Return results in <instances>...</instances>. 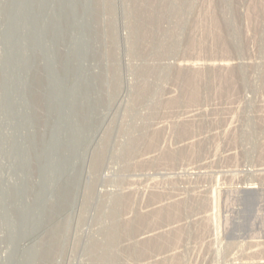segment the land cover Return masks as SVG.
Wrapping results in <instances>:
<instances>
[{
  "label": "rangeland",
  "instance_id": "rangeland-1",
  "mask_svg": "<svg viewBox=\"0 0 264 264\" xmlns=\"http://www.w3.org/2000/svg\"><path fill=\"white\" fill-rule=\"evenodd\" d=\"M110 1L0 0V264H264V0Z\"/></svg>",
  "mask_w": 264,
  "mask_h": 264
},
{
  "label": "bare ground",
  "instance_id": "bare-ground-1",
  "mask_svg": "<svg viewBox=\"0 0 264 264\" xmlns=\"http://www.w3.org/2000/svg\"><path fill=\"white\" fill-rule=\"evenodd\" d=\"M109 1V0H108ZM112 1V0H111ZM111 1H110V3H111ZM135 1V4H134V6H135V11H137V13H136V15L134 14V17H135V19H136V21H138L139 22V24L140 25H144L145 23L147 24L146 26L148 27V30H149V32L154 28V26H159V24H160V22H161V18L163 17V15H162V12H165V11H167L168 12V16H166V17H170V18H181V15H182V12H183V10H185V8L186 7H191L193 4H194V0H170V3L168 2V3H166V0H134ZM222 2H223V0H221ZM225 1H227V0H225ZM221 2V3H222ZM110 3H109V5H110ZM123 3H124V5H123ZM123 3H122V5L124 6V11H125V13H126V10H130V9H132L131 8V5H130V3H131V0H123ZM223 3H225V2H223ZM114 5V4H113ZM195 5V4H194ZM104 7V10L105 11H108L109 9H108V5H107V0H104V5H103ZM113 7V6H112ZM115 7V6H114ZM113 7V8H114ZM193 7H195V6H193ZM232 8V7H231ZM140 9H142V11L145 13H143L142 11L140 12ZM191 9H192V7H191ZM133 10V11H134ZM232 10V9H231ZM233 10H234V8H233ZM232 10V11H233ZM105 11H103V12H105ZM195 11V10H194ZM198 11V10H197ZM110 12V11H109ZM185 12V11H184ZM183 12V13H184ZM106 13V12H105ZM111 13H114V12H111ZM134 13V12H133ZM132 13V14H133ZM193 13V12H192ZM196 13V12H195ZM109 14V13H108ZM107 14V15H108ZM127 14V13H126ZM129 14V13H128ZM160 14H161V16L162 17H160ZM203 14V13H202ZM225 14V13H224ZM110 15V14H109ZM105 16V19H104V22H105V20H106V15H104ZM226 16V15H225ZM112 17H113V15H112ZM128 18V17H127ZM226 18V17H225ZM182 19V18H181ZM184 19V18H183ZM204 19V18H203ZM228 18H226V20H227ZM179 20V19H178ZM234 20H236V18L235 19H233V18H230L229 20H227V23L229 24V25H227L226 27H228V26H230V27H228L229 28V33L230 34H232V36L234 35V37L233 38H236L237 37V31L234 29V23L236 22H234ZM204 21V20H203ZM218 21V20H217ZM224 21H225V19H224ZM107 22V21H106ZM105 22V23H106ZM201 22V21H200ZM226 23V22H225ZM106 24H109V23H106ZM106 24H105V26H106ZM128 25V24H127ZM187 25V24H186ZM226 25V24H225ZM145 26V27H146ZM187 27V26H186ZM220 27V26H219ZM223 27V26H222ZM108 28V27H107ZM131 28V27H130ZM143 28V27H142ZM182 28V27H181ZM111 30V29H110ZM135 31V33L134 32H132L133 31V28H132V31H131V33H134L135 35V38H136V36H137V38H138V41L140 40V36H139V33H140V35H143L144 36V34H142L143 32H142V29H140V28H138V29H134ZM226 30H228V29H226ZM113 31H115V30H113ZM125 31V30H124ZM158 31V30H157ZM176 31V30H175ZM111 32V31H110ZM146 32V31H145ZM149 32H147V33H149ZM160 32V31H159ZM170 32V31H169ZM107 33V32H106ZM112 33V32H111ZM114 33V32H113ZM152 33H153V30H152ZM174 33V32H173ZM172 33V34H173ZM150 34V33H149ZM176 34V33H175ZM110 35V34H109ZM108 35V36H109ZM115 35V34H114ZM129 35V34H128ZM154 35H155V33H154ZM159 35V34H158ZM106 36H107V34H106ZM130 36V35H129ZM132 36H133V34H132ZM110 37V36H109ZM142 37V36H141ZM156 37V36H155ZM171 37V36H170ZM174 37V36H173ZM105 38V37H104ZM114 38V37H113ZM131 38H133V37H131ZM136 38V39H137ZM153 38V37H152ZM110 39H112V38H110ZM115 39V38H114ZM117 39V38H116ZM124 39L125 40H129L130 39V37L128 38V37H125L124 36ZM143 39V38H142ZM173 39V38H172ZM109 40V39H108ZM124 40V41H125ZM132 40V39H131ZM162 40V39H161ZM176 40V39H175ZM112 41V40H111ZM115 40H113L112 42H114ZM130 41V40H129ZM129 41H127V42H129ZM144 41V40H143ZM236 41V40H235ZM237 42H240V41H237ZM137 43V42H136ZM230 43V42H229ZM130 44H132V43H130ZM134 44H135V40H134ZM163 44V43H162ZM236 44V43H235ZM133 45V44H132ZM173 45V44H172ZM107 46V45H106ZM106 46H105V48H106ZM134 46V45H133ZM163 46V45H162ZM130 47V46H129ZM141 48V47H140ZM106 49H108V48H106ZM130 49H131V47H130ZM105 53H108V52H105ZM104 53V54H105ZM106 55V54H105ZM109 55V54H108ZM107 56V55H106ZM105 56V58H107ZM108 62V61H107ZM229 64V63H228ZM129 65V64H128ZM135 65V64H134ZM149 66V65H148ZM229 66V65H228ZM106 67V66H105ZM172 67H174V66H172ZM176 67V66H175ZM174 67V69H176L177 67H179V64H178V66L175 68ZM133 68V67H132ZM155 68H156V66H155ZM163 68V67H162ZM166 68H168V67H166ZM184 69V68H182V67H179V69ZM130 69V68H129ZM157 69V68H156ZM169 69V68H168ZM181 69H180V71H181ZM185 69H187V68H185ZM143 70V69H142ZM145 70V69H144ZM157 70H159V69H157ZM178 70V69H177ZM177 70H175V71H177ZM183 71V70H182ZM164 72H165V70H164ZM168 72H170V71H168ZM179 72V71H178ZM177 72V73H178ZM184 72H185V70H184ZM117 73V72H116ZM115 73V74H116ZM143 73V72H142ZM175 73V72H174ZM176 73V75H178ZM182 73V72H181ZM180 73V74H181ZM185 73H187V71L185 72ZM189 73V72H188ZM187 73V74H188ZM182 74H184V73H182ZM187 74H185V76H184V78L186 79L187 77ZM189 75L190 74H188V77H189ZM110 76V75H109ZM119 76V75H118ZM116 77V76H115ZM114 77V78H115ZM178 77V76H177ZM195 77V76H194ZM119 78V77H118ZM183 78V77H182ZM182 78H180V79H182ZM183 78V79H184ZM191 78V77H190ZM190 78L188 79V80H190ZM112 79V78H111ZM116 79V78H115ZM141 79V78H140ZM177 79V78H176ZM176 79H175V81H176ZM179 79V80H180ZM113 80V79H112ZM178 80V79H177ZM178 80V81H179ZM187 80V79H186ZM187 80V81H188ZM108 82H109V79L107 80ZM106 81V82H107ZM146 81V80H145ZM182 82V81H181ZM186 82V81H185ZM193 83H191V82H189L188 81V83L190 84L191 83V85H194V86H192V88H191V86H188L187 88L189 89V87H190V89H195V83L197 82L196 80H194V81H192ZM199 82V81H198ZM150 83V82H149ZM182 83H184V81L182 82ZM143 84V83H142ZM188 84V85H189ZM109 85H110V83H109ZM108 85V86H109ZM130 85H131V83H130ZM141 85V84H140ZM185 86H186V84H185ZM143 87V86H142ZM194 87V88H193ZM141 88V87H140ZM148 89V88H147ZM189 89V90H190ZM197 91V90H196ZM150 92V91H149ZM159 92V91H158ZM108 93V92H107ZM110 94V93H109ZM145 94V93H144ZM190 94V93H189ZM146 95V94H145ZM150 95V94H149ZM193 95V94H192ZM108 96V95H107ZM188 96V95H187ZM109 97H110V95H109ZM147 98V97H146ZM191 98V97H190ZM192 99V98H191ZM193 100V99H192ZM50 101V100H49ZM109 102H111V101H109ZM120 102V101H119ZM113 103V102H112ZM111 103V104H112ZM110 104V105H111ZM120 105V104H119ZM128 112V111H127ZM125 116V115H124ZM106 120V119H105ZM104 121V120H103ZM108 121V120H107ZM111 125V124H110ZM109 126V125H108ZM146 127V126H145ZM111 129V128H110ZM101 130H103V132H102V134H101V132L99 133V134H101V140H105V138H106V135H107V132L109 131V129H106V127L104 128V129H101ZM156 131V130H155ZM185 131V130H184ZM133 132V131H132ZM108 137H109V135H108ZM107 137V138H108ZM132 137V136H131ZM153 137V136H152ZM146 138V137H145ZM132 139V138H131ZM134 139V138H133ZM149 139V138H148ZM129 141V140H128ZM135 141V142H134ZM100 142V141H99ZM130 142V145L129 146H127V148L129 149V152H132V151H134L135 149H136V140L134 139L133 141H129ZM150 142V141H149ZM153 142V141H152ZM151 143V142H150ZM149 145V144H148ZM139 147V146H138ZM127 149V150H128ZM122 150H123V148H122ZM115 151H117L116 149H115ZM102 153V152H101ZM121 153V152H120ZM126 154H127V152H126ZM89 155V154H88ZM129 157V156H128ZM190 157H191V155H190ZM194 157V156H193ZM99 158V157H98ZM142 158V157H141ZM197 158V157H196ZM145 159V158H144ZM147 159V158H146ZM96 160V159H95ZM113 161V160H112ZM98 166V165H97ZM262 169V168H261ZM103 170V169H102ZM251 170V169H250ZM257 171V170H256ZM261 171V170H260ZM103 172H104V170H103ZM86 174L87 175H85L84 176V179L86 178V177H88V175H89V172L88 171H86ZM104 175V177L105 178H107L106 176H105V174H103ZM102 175V176H103ZM111 175V174H110ZM83 176V175H82ZM83 178V177H82ZM89 179V178H88ZM83 180V179H82ZM86 181H88L87 179H85ZM90 181V180H89ZM88 181V182H89ZM252 185V184H251ZM250 185V186H251ZM86 186L88 187V191H90V183H88V185H87V182H86ZM249 186V187H250ZM86 187V188H87ZM93 188V187H92ZM91 188V189H92ZM122 188H124V187H122ZM131 188V187H130ZM103 189V188H102ZM88 191H86L85 192V198L84 199H87V197L89 196V192ZM109 191V190H108ZM111 191V190H110ZM104 192H101V196H102V194H103ZM122 192H109V193H107V191L105 192V195L106 194H108V195H110V196H114L115 197V195H119L120 197L122 196V194H121ZM116 198V197H115ZM114 198V199H115ZM120 202H119V204L117 205V207H115V209H114V211L112 212V214H113V218H114V222H113V224L110 226V232H109V238H108V240H106V244L104 243L103 245V247H102V258H103V261H102V264H111L113 261H112V259H113V254H116L117 252H115L117 249V246H118V244H119V242H118V235L120 234V232H121V230L124 228L123 227V224H121V218L119 217L120 215V212L122 211V207L123 206H125V205H122L123 204V202H122V200H119ZM123 201H125V200H123ZM133 202V201H132ZM125 204V203H124ZM127 204V203H126ZM125 208V207H124ZM181 208V207H180ZM177 209V208H176ZM73 213V212H72ZM168 213V212H167ZM111 214V213H110ZM172 216V215H171ZM177 216V215H176ZM68 218V217H67ZM70 218V217H69ZM113 220V219H112ZM66 221V220H65ZM126 223V222H125ZM120 224L122 225L121 227H123L122 229L120 228ZM127 225V224H126ZM69 226V225H68ZM125 226V225H124ZM64 229V228H63ZM126 229V228H125ZM127 230V229H126ZM179 231V230H178ZM125 232V231H124ZM129 232V231H128ZM66 233H67V231H62V232H60V234H59V237H57V241H56V243L57 242H62L64 239L66 240V238H64V237H66ZM70 233V232H69ZM127 233V232H126ZM148 233V232H147ZM151 234V233H150ZM160 234H162V233H160ZM57 235V234H56ZM143 235V234H142ZM145 235V234H144ZM147 235H149V234H147ZM146 235V236H147ZM121 236V235H120ZM146 236H144V238L146 237ZM150 236V235H149ZM136 237V236H135ZM148 237V236H147ZM146 237V238H147ZM167 237V236H166ZM141 238V237H140ZM139 238V239H140ZM143 238V239H144ZM68 239V238H67ZM76 239V238H75ZM95 239V238H94ZM51 240V239H50ZM92 240H93V237H92ZM145 240V239H144ZM95 241V240H94ZM50 242V241H49ZM53 242V241H52ZM64 242V241H63ZM130 242V241H129ZM139 242V241H138ZM159 242V241H158ZM128 243V242H127ZM154 243V242H153ZM39 243H37V244H34V246L31 248V249H33V251L35 252L36 251V246L38 245ZM65 244V243H64ZM57 245V244H56ZM156 245V244H155ZM64 246V245H63ZM97 246H99V245H97ZM97 246L95 247V248H97ZM128 246V245H127ZM93 247V246H92ZM99 248H101V247H99ZM98 248V249H99ZM160 248V247H159ZM116 249V250H115ZM97 252H98V250H97ZM115 252V253H114ZM119 252V251H118ZM30 253V252H29ZM135 253V252H134ZM39 253L37 252V253H35V254H33L32 256H30V258H29V261L32 263H34V262H36V259H37V255H38ZM51 254V253H50ZM137 254V253H136ZM58 254H56V253H53V255H52V257H51V255L49 256V258H50V260H51V262H50V264H60L61 263V257H58L57 256ZM159 255V254H158ZM85 257V256H84ZM96 257V256H95ZM98 258H100L99 256H97V259ZM101 258V259H102ZM42 259V258H41ZM38 260H39V258H38ZM54 260H55V262H54ZM90 260H92V259H90ZM96 260V259H95ZM98 260H100V259H98ZM154 260V259H153ZM101 261V260H100ZM100 261H97V262H100ZM160 261V260H159ZM46 262H48L47 260H46ZM80 262V261H79ZM155 262V261H154ZM29 263V262H28ZM27 263V264H28ZM32 263V264H33ZM49 263V262H48ZM71 263V262H70ZM92 263V262H91ZM30 264V263H29ZM79 264V263H78ZM88 264V263H87ZM96 264H98V263H96ZM101 264V263H100Z\"/></svg>",
  "mask_w": 264,
  "mask_h": 264
}]
</instances>
